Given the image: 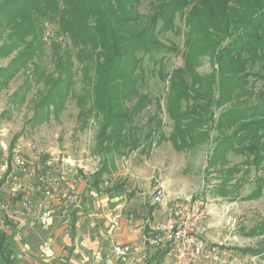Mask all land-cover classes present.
<instances>
[{"label": "rangeland", "instance_id": "1", "mask_svg": "<svg viewBox=\"0 0 264 264\" xmlns=\"http://www.w3.org/2000/svg\"><path fill=\"white\" fill-rule=\"evenodd\" d=\"M157 1L142 0L140 13L150 14ZM41 10L32 12V32L25 39L15 38L14 29L0 18V48L11 50L0 55V224L9 236L19 229L35 232L21 243L42 244L57 234L71 233L72 219L66 216L77 207L83 212L77 225L82 237L101 233L108 222L106 215L119 214L144 227L147 220L154 221V210H160L150 203L155 189L162 186L171 198L199 194L205 198L209 215L204 228L209 240L239 252L263 246L264 233L247 235L260 231L264 223V194L245 199L255 190L256 170L245 177L238 191L233 187L236 180L231 181L228 190L235 193L223 198L216 192L222 180L207 168L210 142L177 149L168 139L160 141L158 134L148 148L146 137L158 121L166 137L173 130L167 110L173 94L169 77L185 66L189 32L185 13L177 15L174 31L158 36L177 52L162 51L151 58L139 55L137 89L153 100L135 122L140 148L126 157L113 151L104 161L97 143L102 116L94 107L95 62L87 58L91 48L81 46L63 30L62 21L69 13L62 1L56 14H45L43 6ZM212 72L211 58L201 57L195 74L206 78ZM187 79L192 81L190 76ZM188 104L192 102H182L183 108ZM229 160L231 167L245 159L231 153ZM100 171L102 194L92 186ZM259 175L264 176V163ZM242 176L243 172L236 179ZM39 253L38 249V264H51ZM155 256L156 250L151 249L137 264ZM162 264H170V258L166 256Z\"/></svg>", "mask_w": 264, "mask_h": 264}, {"label": "trees", "instance_id": "2", "mask_svg": "<svg viewBox=\"0 0 264 264\" xmlns=\"http://www.w3.org/2000/svg\"><path fill=\"white\" fill-rule=\"evenodd\" d=\"M59 1L69 13L62 21L63 30L81 46L90 47L87 58L95 62L94 107L102 116L97 143L104 161L113 151L123 157L140 148L135 122L153 100L137 89L139 55L151 58L162 51L177 52L158 36L174 31L177 15L185 13L189 31L185 66L169 77L173 94L167 110L173 130L166 137L158 121L146 137L148 148L158 134L160 141L168 139L177 149L210 142L207 168L222 180L218 195L231 197L235 192L228 190V184L236 180L234 190H240L253 169L256 187L245 199L264 194V176L259 175L264 163V0H158L148 15L139 11L142 0H2L0 18L14 29L15 38L25 39L32 32V12H41L43 6L45 14H56ZM10 51L2 47L0 55ZM203 56H209L213 65L206 78L195 74ZM258 82L261 87L256 86ZM132 99L135 102L127 105ZM182 102L192 104L184 109ZM157 110H162L160 102ZM231 153L244 162L230 167ZM102 174L98 172L99 179L93 183L97 190ZM259 230L247 235L264 233V223ZM240 251L264 260V245ZM166 256L167 251L158 250L147 264H161ZM0 264H20L14 245L1 229Z\"/></svg>", "mask_w": 264, "mask_h": 264}, {"label": "crops", "instance_id": "3", "mask_svg": "<svg viewBox=\"0 0 264 264\" xmlns=\"http://www.w3.org/2000/svg\"><path fill=\"white\" fill-rule=\"evenodd\" d=\"M160 187L162 188V186ZM97 191L102 194L100 189ZM83 193H86V190ZM167 196L168 199L165 200L164 204L154 205L152 194L150 203L151 207L156 208V206H158L160 207V210H154L152 214L154 216V221L147 220L144 227L142 224L133 225L128 220H124L119 214H116L114 216L106 215L108 222H106L105 228L101 233L100 231H98L100 234L96 233L94 236H90L87 234L88 237H85L86 235L82 237V233L77 228V225L80 219V215H83V212L80 211V208L77 207L74 211L70 212L69 216H66L67 219H72V232L68 233L67 231H65L63 234H61V236L57 234L55 238L52 237L51 240L43 241L42 244H37L34 242L21 243V240L23 238L28 237V235H34L35 232H25L24 230L19 229L17 231L12 232V234L10 233L12 236L10 237L9 232H7L5 228L1 226V224L0 229L7 234L10 239V242H12V244L14 245V248L17 251V258L18 261H20V264H38L36 262V258L38 257V249L42 252L41 255L43 256L42 258H44L43 261L45 263L50 262L51 264H137L140 261L139 259L145 257L147 255V251L151 249L156 250V252L158 250L167 251L165 249L153 246L149 242H144V237L151 236L152 227L166 217L167 203L170 201L183 200L181 198H171L169 194H167ZM116 216L119 217V225L113 226L111 221ZM203 231V237L209 243L219 246L224 253L232 252L245 257L252 256L250 254H244L241 251H236L233 248H229L228 246H225V244L216 243L209 240V238H207L205 234L204 224ZM32 239L33 241H35L34 237H32ZM117 245L131 246L134 250V255L125 259L115 258L113 256V249ZM258 258L261 261V264H264V260H262L260 257ZM119 261H121V263H119ZM170 264H172L171 259Z\"/></svg>", "mask_w": 264, "mask_h": 264}, {"label": "built area", "instance_id": "4", "mask_svg": "<svg viewBox=\"0 0 264 264\" xmlns=\"http://www.w3.org/2000/svg\"><path fill=\"white\" fill-rule=\"evenodd\" d=\"M166 199L165 190L156 188L153 204H164ZM208 215L207 202L200 195L170 201L166 217L152 227L151 236L144 237V242L167 250L172 264H261L257 256L224 253L219 246L209 243L203 237V224ZM118 219V216L112 219L113 226L119 225ZM132 255L134 250L128 245H117L113 249V256L117 259Z\"/></svg>", "mask_w": 264, "mask_h": 264}]
</instances>
